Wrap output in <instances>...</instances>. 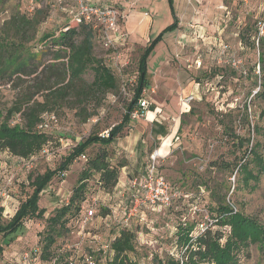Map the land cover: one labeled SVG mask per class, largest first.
<instances>
[{
	"label": "rangeland",
	"instance_id": "374dc122",
	"mask_svg": "<svg viewBox=\"0 0 264 264\" xmlns=\"http://www.w3.org/2000/svg\"><path fill=\"white\" fill-rule=\"evenodd\" d=\"M122 3L115 7L125 15L123 19L128 16V24L132 18L133 25L136 21V30L132 33L128 30L124 44L117 48L105 47L99 33L92 40V56L102 59L110 67L117 78V89L79 99L71 94L57 103L55 100L47 102L48 107L53 106L46 113L54 115L53 119L48 118V131L54 138L47 152L28 162L7 151L0 152V205L4 207L6 219L31 192L29 175L33 177L47 168L57 167L72 147L89 133H106L110 126L121 120L136 85V61L140 49L173 21L168 0H127ZM72 7L75 5L70 1L59 5L54 0H0V37L11 34L12 23L22 16L29 21L35 17L42 19L30 41L40 38L43 32H57L70 19ZM176 9L181 22L179 29L185 37L172 36L174 29L165 31L146 58L150 87L144 99L148 102L147 111H151L147 116L132 120L115 139V148L111 147L113 161L125 159L127 165L121 168L116 185L109 191L101 188L96 178L88 181L82 210L68 222V232L57 238L54 251L75 247L77 256L87 255L98 247L105 251L117 230L115 223H120L129 224L135 231L137 254L131 256L137 264H154L155 257L180 258L184 248L176 242L175 226L183 221L197 223L205 214L209 215V191L205 189L197 196L204 184L210 189L219 186L221 191H224V185L229 186L227 200L233 201L239 211L254 217L264 227V171L259 172L257 179L243 184L242 173H238L235 166L244 156L245 149L256 141H260L259 150L264 148V115L259 116L264 100L253 97L262 81L255 70L259 53L264 59V39L262 44L257 39L264 33L257 34L256 26L264 18V0H177ZM38 10L42 15L37 14ZM215 41L230 44L242 58L247 74H238L229 66L221 65L223 62H217L210 54ZM39 48H34L36 55ZM198 56L202 60L201 67L189 68L188 64ZM52 57L51 49L42 55L41 63L61 71V61L66 59ZM48 73V67L42 68L39 64L34 74L3 76L0 79V109L4 112L17 100L23 102V108L36 101L44 102L46 90L30 96L36 83L46 80ZM80 77L83 81L77 82L78 85L90 83L92 70L88 68ZM68 80L71 78L67 73L63 84ZM206 80L210 83L206 94L193 100L189 109L183 107L181 97L194 92L196 82ZM48 83L51 89L62 84L56 83L53 76ZM46 113L41 115L42 118L48 116ZM19 119L16 114L13 120ZM255 125L259 127V133L253 130ZM233 135L249 137V143L244 141L240 147L233 143L236 141ZM156 148L163 156L159 159V171L184 192H190L192 198H184L180 204L176 202L168 209L141 206L127 214L124 206L130 192L129 181L140 173L134 168L140 164L143 169L148 155ZM85 159V156L78 157L70 164L65 176L64 173H60L63 176L56 175L42 191L39 206L46 209L44 218L25 220L17 236L8 245H3L0 264H22L24 250L39 251L42 248V237L47 229L45 218L67 201ZM212 161H224L230 166L223 169L211 165ZM249 168L256 173L253 161ZM200 183L204 184L199 188ZM88 209L93 210L89 218L85 216ZM225 231L229 232L230 227L227 226ZM238 257L239 264H264V247L250 242L238 251Z\"/></svg>",
	"mask_w": 264,
	"mask_h": 264
},
{
	"label": "trees",
	"instance_id": "16d2710c",
	"mask_svg": "<svg viewBox=\"0 0 264 264\" xmlns=\"http://www.w3.org/2000/svg\"><path fill=\"white\" fill-rule=\"evenodd\" d=\"M168 2L173 14V21L140 49L136 61V85L131 99L125 105L121 120L110 126L107 130V135H101L98 131L89 133L72 147L71 151L64 156L57 167L53 169L47 168L43 173L36 174L33 177L29 175L28 184L31 187V192L20 201L8 219L3 215V205H0V253L3 251V245H8L21 231L26 219L44 218L46 209L39 206L42 191L48 187L56 175L63 176L60 173H66L73 161L78 157L85 156L84 165L77 175L67 201L56 207L54 212L45 218L47 229L42 237V248H39V251L37 249L24 250L21 253V258L22 254L27 252L28 260L24 261L22 259V264H67L70 258L81 262H86L90 259L94 264H137L135 258L131 256V254H137L136 235L135 231L130 229L129 224L115 223L117 230L107 243L105 251L98 247V249L91 250V253L89 252L87 255L77 256L75 247L69 250L57 249L58 251H54L53 245L58 237L68 232L70 228L68 222L80 214L83 207L82 202L85 200L88 189V181L96 178L100 187L109 191L116 185L121 168L127 165L125 159L113 161L110 154L112 151L111 147L115 148V139L129 127L132 121L130 113L139 106L142 89L150 86V78L146 72L147 56L165 31L177 27L178 18L174 8V0H168ZM71 9L74 10L75 8ZM41 12V10H38L37 14L42 15ZM70 14V19L57 32H43L40 38L38 37L32 41L30 40L34 38L37 24L42 21L41 18L38 20V17L29 21L22 16L12 23V29L9 30L11 34L6 35L5 33L3 37H0V79L6 74L10 76L12 74H34L39 64H41L42 68L48 67L49 70L47 75L49 77L39 84L36 83V89L30 96L32 97V94L34 95V93H38L41 90H46L44 102L36 101L31 106L23 108V102L17 100L4 112L0 109V152L7 151L21 161L28 162L36 155L45 153L43 150L52 144L53 133L49 132L48 128H38V124L44 118L41 115L52 109L53 105L48 107L47 102L55 100L57 103L71 94L76 99L86 98L88 95L113 91L118 87L117 78L110 67L102 59L92 56V40L98 35L97 31L92 27V22L84 21L83 19L80 22H76L73 18V13ZM240 36L243 38V34ZM263 39L264 36L258 37V40H261L260 44L263 43ZM252 44L254 45V41H252ZM37 46L40 47L38 55L34 52V48ZM51 49L53 51V59H66V61H61V66H59L61 71L53 69V65L47 66L41 63L42 55ZM263 61L264 59L259 53L258 62L262 81L259 85L260 89L253 94V97L264 100ZM88 68L93 73L92 81L78 85L77 82L83 81L80 76ZM67 73L71 80L63 84ZM51 76L54 77L56 83H62L57 89H51L52 87L48 83ZM81 109L80 107V111ZM16 114L20 118L17 121L13 120ZM263 115L264 108L259 112V116ZM245 117L247 118V114ZM253 130L256 133L260 132L257 125L253 126ZM233 139L236 140L233 143L236 142L240 147H242L244 141L249 143L250 140L249 137L244 139L234 135ZM259 147L260 141H256L249 149L247 147L241 161L235 164L237 172L242 173L243 184H248L250 179H257L259 172L264 171V148L259 150ZM251 161L256 166V173H253V170L249 168ZM211 165L219 166L223 169H228L230 166L229 163L224 161H212ZM159 172L162 173L161 171ZM202 184L204 183H200L199 188L202 187ZM172 185L178 190L179 195L174 197L170 206L164 209L171 208L176 202L180 204V201L184 198V200L192 198L190 192H184L174 183ZM205 185L203 189L197 191V196L199 193L203 194L205 189L209 191L210 205L207 211L210 218L216 219L214 224L212 227L199 231L194 222L183 221L178 223L175 226L176 242L180 243L184 248L181 257H155L156 259L154 258L153 260L154 264H239L238 251L250 242L258 244L260 248L264 247L263 225L254 217L239 211L233 201L227 200L226 195L230 190L229 186L224 185L222 187L224 191H221L219 186H215V189H210ZM130 206L131 202L128 196L124 206L125 211ZM227 226L230 227L229 232L225 231Z\"/></svg>",
	"mask_w": 264,
	"mask_h": 264
},
{
	"label": "built area",
	"instance_id": "2783aa9c",
	"mask_svg": "<svg viewBox=\"0 0 264 264\" xmlns=\"http://www.w3.org/2000/svg\"><path fill=\"white\" fill-rule=\"evenodd\" d=\"M54 1L59 5L68 1L73 3L75 5V9L73 10L70 8L69 12L73 13L74 20L76 22H80L82 19L84 21H91L93 24L92 27L102 36L103 45L105 47L117 48L124 44L126 34L122 30L123 14L117 7L107 3H102L101 0ZM190 1L191 0H188V2ZM256 30L257 34L264 33V18L258 21ZM210 50V54H212L214 58H217L218 63L223 62L221 65L229 66L238 74H247L242 58L239 57L236 51L231 48L230 44L224 41H215ZM201 62L202 60L198 56L192 64H188V67L190 68L191 66H194L199 69L201 67ZM255 72L258 73V75L260 74L259 63L256 65ZM195 86L197 88L195 93H189L188 95L181 97V105L183 107H188L193 100L201 98V95L206 94V91L210 89V83L207 80L198 81L195 83ZM148 88L142 89L141 96L139 98V106H137L130 113L132 120L145 116L148 109V102L144 99V95ZM50 117L53 119L54 115L50 113V115L48 114L46 118L44 117L38 124V128L47 129L49 127L48 118ZM101 135H107V131ZM43 151L47 152V148ZM161 158H163V156L158 154L156 149L153 150L148 155L143 170L129 181V197L131 206L128 207L127 214H132V212L136 211L137 208H140L141 206L149 207L151 209L168 207L170 206L173 198L179 195L178 190L173 187L172 183L159 172V159ZM92 214L93 210L88 209L87 215L85 214V216L89 218ZM126 220H128V218ZM215 220L216 219L210 218L208 214H205L203 219L196 223V228L199 231H203L207 227H212ZM22 259L24 261L28 260L27 252L22 254ZM67 264H94V262L90 259L86 262H81L74 258H70Z\"/></svg>",
	"mask_w": 264,
	"mask_h": 264
},
{
	"label": "crops",
	"instance_id": "0c3cea01",
	"mask_svg": "<svg viewBox=\"0 0 264 264\" xmlns=\"http://www.w3.org/2000/svg\"><path fill=\"white\" fill-rule=\"evenodd\" d=\"M101 2L102 3H107V4H109V5H112V6H115V5H117V4H121L122 2V4H124L125 2H127V0H101ZM174 8H175V11L177 10L176 8H177V0H174ZM123 14V13H122ZM124 17H125V15H123ZM176 16H177V12H176ZM178 18V17H177ZM133 21H134V19L132 18L131 20H130V24H128V16H126V19H123V23H122V30L125 32V34H126V37L128 36V30L129 31H131V33L133 32V31H135L136 30V21H135V25H133L132 23H133ZM139 22H141V20H138V23ZM146 26H149V25H146ZM179 28H181V22H179V20H178V24H177V27L174 29V31L172 32V36H176V37H178V35L179 36H183V37H185V34H181L182 32H180V29ZM195 85V84H194ZM197 91V88H196V86H194V92H192V93H195ZM190 108V106H188L187 107V109H189ZM157 109V108H156ZM149 111H151V110H148L147 112H149ZM147 112H146V114H145V116H147ZM157 111L155 110V112H154V114L156 113ZM126 136H128V135H126ZM126 140V139H125ZM121 142H124V139L121 141ZM120 143V142H119ZM117 144H118V142H117ZM168 147V146H167ZM130 148V147H129ZM142 165H136V167L134 168L135 170H137V171H142L143 169H142V167H141ZM129 171V170H128ZM130 171H133V169H131Z\"/></svg>",
	"mask_w": 264,
	"mask_h": 264
},
{
	"label": "bare ground",
	"instance_id": "6f19581e",
	"mask_svg": "<svg viewBox=\"0 0 264 264\" xmlns=\"http://www.w3.org/2000/svg\"><path fill=\"white\" fill-rule=\"evenodd\" d=\"M156 150H157L158 154H160V152H159V150L157 148H156Z\"/></svg>",
	"mask_w": 264,
	"mask_h": 264
}]
</instances>
